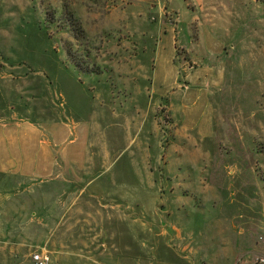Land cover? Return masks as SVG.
Wrapping results in <instances>:
<instances>
[{"label":"rangeland","instance_id":"374dc122","mask_svg":"<svg viewBox=\"0 0 264 264\" xmlns=\"http://www.w3.org/2000/svg\"><path fill=\"white\" fill-rule=\"evenodd\" d=\"M164 25L178 74L159 94ZM209 34L219 75L191 58ZM17 123L44 131L62 174H0V264H167L173 229L213 220L227 237L254 224L259 245L264 0H0V128ZM65 147L85 152L81 168L63 166Z\"/></svg>","mask_w":264,"mask_h":264},{"label":"crops","instance_id":"0c3cea01","mask_svg":"<svg viewBox=\"0 0 264 264\" xmlns=\"http://www.w3.org/2000/svg\"><path fill=\"white\" fill-rule=\"evenodd\" d=\"M193 1L199 5L201 0ZM188 43L189 45L193 44L191 41ZM177 44L173 26L164 25L156 49L153 74V91L155 93H166L172 90L175 85L178 74L177 67L174 65L176 48L179 45ZM184 44L188 45L187 42ZM195 44L197 47L201 44L204 52L200 58L191 56L192 62L195 64L197 63L195 60H198L201 65L208 64L201 68L198 67L196 70L201 74L206 73L208 76H212L216 70L219 75L223 63L219 60L224 54V43L209 34ZM212 61L216 64L209 67V62ZM14 125L13 128H0V174L40 180L55 176L56 173H58L57 175L62 174L60 171L55 172V155L50 148L51 144H46L41 140L44 131L26 123ZM206 129L208 130V128ZM206 129L205 136L209 135ZM62 130L63 128L57 127L48 129L47 132L52 137L53 147L62 144V140L58 139ZM58 152L63 166L73 165L76 168H81V158L85 157V152L76 151L72 147L59 149ZM217 226L213 220L210 225L212 228L208 227L203 230L173 229L171 236V239L173 238V261H169L167 264H235L236 260L243 264H253L257 258L264 259V239L260 240L259 245L254 243L259 236L254 224L248 225L249 228L241 229L237 232L238 234L236 233L232 237H227L225 230L219 229ZM262 236L264 237V230Z\"/></svg>","mask_w":264,"mask_h":264},{"label":"built area","instance_id":"2783aa9c","mask_svg":"<svg viewBox=\"0 0 264 264\" xmlns=\"http://www.w3.org/2000/svg\"><path fill=\"white\" fill-rule=\"evenodd\" d=\"M33 263L34 264H51L50 258L45 252H38L37 254L33 255ZM253 264H264V259L257 258L255 259Z\"/></svg>","mask_w":264,"mask_h":264},{"label":"trees","instance_id":"16d2710c","mask_svg":"<svg viewBox=\"0 0 264 264\" xmlns=\"http://www.w3.org/2000/svg\"><path fill=\"white\" fill-rule=\"evenodd\" d=\"M73 19V18H72ZM67 28H63V31H66ZM76 66H78L79 64L75 63ZM79 67V66H78ZM80 68V67H79Z\"/></svg>","mask_w":264,"mask_h":264}]
</instances>
